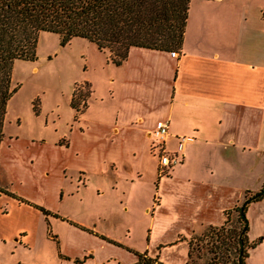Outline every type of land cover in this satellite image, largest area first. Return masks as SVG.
<instances>
[{
  "label": "crops",
  "instance_id": "obj_1",
  "mask_svg": "<svg viewBox=\"0 0 264 264\" xmlns=\"http://www.w3.org/2000/svg\"><path fill=\"white\" fill-rule=\"evenodd\" d=\"M211 1L215 7L193 8V0H189L176 55L164 49L130 46L120 63L106 60L110 75L105 92L97 95L100 103L90 100L96 89L85 80L90 90L83 108L75 110L69 104L74 110L71 127L52 144L56 153L60 148L81 159L77 180L84 184L92 177L100 179L103 189L96 191L110 193L105 207L114 205L116 212L112 213L120 224L121 214L127 218L119 235L98 230L94 222L70 219L75 230L97 240L98 246L74 256L58 249L59 259L49 264H140L137 253L147 264H185L188 237L208 224L222 223L225 211L239 204L244 193L261 186L264 2L236 8L235 0ZM89 112L93 118H88ZM157 119L167 122L162 149L168 153L175 150L178 134L193 136L180 159L161 174L157 172L159 149L149 134ZM29 157L35 163L26 162L25 175L33 186L59 160L55 153L53 157ZM148 161L152 167L146 176ZM59 164L63 174L64 163ZM53 191L61 196L60 188ZM0 192L15 200L21 197L27 202H20L35 209L34 205L47 209L33 194L1 181ZM136 210L143 216L146 239L140 248L127 240L135 229L131 215ZM109 215L100 213L98 219ZM245 216L247 237L257 240L249 248L245 264H264V194L247 203ZM21 237L18 234L14 239L20 241ZM2 264L46 263L17 259Z\"/></svg>",
  "mask_w": 264,
  "mask_h": 264
},
{
  "label": "rangeland",
  "instance_id": "obj_2",
  "mask_svg": "<svg viewBox=\"0 0 264 264\" xmlns=\"http://www.w3.org/2000/svg\"><path fill=\"white\" fill-rule=\"evenodd\" d=\"M254 1L257 0H235L234 7ZM192 5L193 8L215 7L211 0H193ZM34 54L32 59L17 58L11 64L10 85L15 89L6 101L2 122L0 181L33 194L47 205L49 211L46 209L48 213L44 214L0 192V264L17 259L49 264L59 259L58 249L74 256L89 246L97 247L98 241L75 230V226L69 223L70 219L94 222L98 230L119 235L123 219L127 218L121 214L120 224L115 213H112L116 212L114 205L105 207L110 193L96 191V188L103 189L100 179L92 177L84 184L77 180L78 165L83 162L81 159L71 157L60 148L56 153L52 145L59 134L69 133L74 113L69 106L72 89L80 93L74 94L73 98L78 110L83 108L89 93L87 91L90 90L85 80L91 81L96 89L92 91L94 98L92 96L90 100L100 103L97 95L105 92L110 75L105 65L108 63V51L98 49L92 41L81 36H73L61 43L56 32L43 30L38 32ZM88 114V118H93L92 112ZM37 139L40 145L34 143ZM93 145H97V142ZM54 153L59 160L48 169L47 177L40 178L35 186L29 184L25 175V169L29 167L26 162L35 163V160L30 161L29 156L53 157ZM60 162L64 163L63 174L60 173ZM146 164L148 176L152 162ZM56 187L60 188L61 196L57 193L56 197L53 191ZM105 212L110 213L108 219H98V215ZM234 216L235 212L230 211V221ZM131 217V221L136 220L135 224H131L135 229L127 240L140 248L146 242L143 216L136 210ZM202 231L200 229L193 234L192 245ZM18 234L24 236L20 241L14 239ZM108 247L116 249L114 246Z\"/></svg>",
  "mask_w": 264,
  "mask_h": 264
},
{
  "label": "trees",
  "instance_id": "obj_3",
  "mask_svg": "<svg viewBox=\"0 0 264 264\" xmlns=\"http://www.w3.org/2000/svg\"><path fill=\"white\" fill-rule=\"evenodd\" d=\"M188 3L189 0H0V140L6 101L15 89L10 85L12 61L34 58L39 31L56 32L61 43L73 36L87 38L98 49H106L108 59L118 64L130 46L164 50L180 47ZM75 91H71L69 104L78 110L73 98L80 93ZM263 194L264 181L225 211L222 223L204 226L193 245L192 233L187 240L185 264H245L249 248L257 241L247 237L245 208ZM34 206L48 213L44 207ZM230 211L235 212L232 221ZM136 255L138 263H148L141 254Z\"/></svg>",
  "mask_w": 264,
  "mask_h": 264
},
{
  "label": "built area",
  "instance_id": "obj_4",
  "mask_svg": "<svg viewBox=\"0 0 264 264\" xmlns=\"http://www.w3.org/2000/svg\"><path fill=\"white\" fill-rule=\"evenodd\" d=\"M169 54L174 56L177 54L176 50H169ZM168 133L167 122L163 119H157L154 122V125L149 130L155 145L158 147V173L161 174L165 167L176 163L184 149L186 143L190 142L193 139V136L190 134H178L175 150L171 153H168L162 149V143Z\"/></svg>",
  "mask_w": 264,
  "mask_h": 264
}]
</instances>
